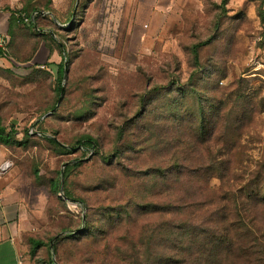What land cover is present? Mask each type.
<instances>
[{
	"label": "rangeland",
	"instance_id": "rangeland-1",
	"mask_svg": "<svg viewBox=\"0 0 264 264\" xmlns=\"http://www.w3.org/2000/svg\"><path fill=\"white\" fill-rule=\"evenodd\" d=\"M140 1L137 9V0H22L16 11L34 15L32 23L14 19L4 38L0 126L13 143L2 144L9 163L3 187L19 206L25 239L46 244L38 264H100L105 240L125 250L127 231L158 221L157 213L136 214L127 201L150 184L144 171L161 154L144 150L138 133L163 124L164 114L171 143L175 127L188 119L196 127L202 118L222 127L242 123L243 114L251 149L235 184L255 178L264 147V0H191L171 16L165 33L154 35L145 34L146 0ZM61 63L67 66L62 77ZM216 87L233 93L240 87L246 107L233 96L230 119L214 118ZM247 109L260 113L252 117ZM84 136L104 139L105 148L81 146ZM113 247L108 264L123 260ZM151 252H158L157 239Z\"/></svg>",
	"mask_w": 264,
	"mask_h": 264
},
{
	"label": "trees",
	"instance_id": "trees-1",
	"mask_svg": "<svg viewBox=\"0 0 264 264\" xmlns=\"http://www.w3.org/2000/svg\"><path fill=\"white\" fill-rule=\"evenodd\" d=\"M227 2L222 0L221 4ZM14 19L25 23L21 16L13 13L12 25L16 23ZM32 20L27 23H32ZM11 29L10 25L9 32ZM196 48H193V53L197 57ZM7 52L5 46L0 56L7 55ZM64 68V63H61L60 77L64 74ZM228 90L213 88L215 93L211 100L218 102L212 106L214 118L221 114L230 119L229 115L234 109L229 110L234 101L233 96L237 98L234 102L236 106L241 104L243 109L246 107L240 103V99H246L244 94L237 93L241 91L240 87L235 93ZM58 91L65 92L62 85L58 86ZM248 112L247 109V115L252 117L260 113L257 109ZM146 115L144 111L136 119ZM161 118L163 124L155 129L143 127L138 133L142 139L141 144H146L144 150L152 149V152L161 154L159 158L152 159L144 171L150 184H146L141 194H136V201H127V206L134 203L136 214L155 212L159 219L142 223L135 234L127 231L130 236L124 240L125 250H121L118 243L105 240L101 249L103 257L97 259L98 263L108 264L107 257L112 243L113 251L124 252L123 260L118 262V259L113 258L112 264H264L263 146L260 148L262 157L258 169L252 175L255 178L241 187L236 186L238 178H234L235 172L244 166L251 149L247 139L250 134L246 118L242 114L239 117L242 123L222 127L212 123L215 120L203 118L196 127L192 119H188L175 127L176 138L172 143L167 141L171 132L167 124L168 117L164 114ZM209 124H212L210 128ZM153 136L158 138L157 142L148 145ZM47 139L60 145L54 137L48 136ZM103 141L99 143V139L94 136H84L78 142L83 147L103 149ZM0 143H13L12 134L2 126ZM63 148L69 150L66 145ZM215 178L221 181V186L213 185ZM225 182L227 187L223 186ZM252 185L255 187L251 188ZM53 186L60 189V179L54 181ZM65 194L70 195L67 192ZM154 239H157L158 252L152 255ZM27 241L30 244V255L36 261L38 252L46 244L33 237H28ZM139 253L144 255L140 256ZM96 255H100V249ZM53 263H56L53 259L48 263L43 262Z\"/></svg>",
	"mask_w": 264,
	"mask_h": 264
},
{
	"label": "crops",
	"instance_id": "crops-1",
	"mask_svg": "<svg viewBox=\"0 0 264 264\" xmlns=\"http://www.w3.org/2000/svg\"><path fill=\"white\" fill-rule=\"evenodd\" d=\"M191 0H146L145 34H163L170 26L171 16ZM22 0H0V35L8 37L12 14L21 6ZM136 8H141L137 0ZM160 34V35H161ZM145 38V37H144ZM6 156L0 145V165ZM7 172V171H6ZM4 171V175L6 174ZM0 174V264H36L30 255V244L25 239L27 226L20 215L19 206L4 190L8 175Z\"/></svg>",
	"mask_w": 264,
	"mask_h": 264
},
{
	"label": "built area",
	"instance_id": "built-area-1",
	"mask_svg": "<svg viewBox=\"0 0 264 264\" xmlns=\"http://www.w3.org/2000/svg\"><path fill=\"white\" fill-rule=\"evenodd\" d=\"M15 15L21 16L25 22H30L34 18V15H28V14L22 13L21 11H15ZM5 44H6V40L0 35V53L3 49H5ZM221 83L223 82L221 81ZM8 168H9V163L7 162L3 163L0 166V174L6 171Z\"/></svg>",
	"mask_w": 264,
	"mask_h": 264
},
{
	"label": "water",
	"instance_id": "water-1",
	"mask_svg": "<svg viewBox=\"0 0 264 264\" xmlns=\"http://www.w3.org/2000/svg\"><path fill=\"white\" fill-rule=\"evenodd\" d=\"M66 73H67V66H66V64H65V68H64V76L66 75ZM62 94H63V91L61 92V96H60V99H59V101L61 100V98H62ZM53 111V110H52ZM52 111H50L48 114H50ZM47 114V115H48ZM51 247H52V243H51Z\"/></svg>",
	"mask_w": 264,
	"mask_h": 264
}]
</instances>
